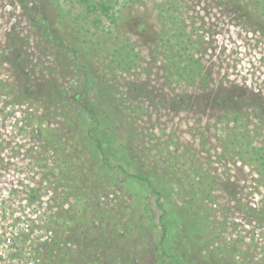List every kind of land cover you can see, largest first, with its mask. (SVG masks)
I'll return each instance as SVG.
<instances>
[{"label":"rangeland","instance_id":"rangeland-1","mask_svg":"<svg viewBox=\"0 0 264 264\" xmlns=\"http://www.w3.org/2000/svg\"><path fill=\"white\" fill-rule=\"evenodd\" d=\"M6 144L76 258L264 264V0H0Z\"/></svg>","mask_w":264,"mask_h":264},{"label":"built area","instance_id":"built-area-1","mask_svg":"<svg viewBox=\"0 0 264 264\" xmlns=\"http://www.w3.org/2000/svg\"><path fill=\"white\" fill-rule=\"evenodd\" d=\"M5 146L0 157V264H44L43 250L56 237L55 184L45 179L48 164L41 150L35 163L28 156L35 153L29 145L16 157L7 156L15 144ZM20 164L35 166L40 180L27 177Z\"/></svg>","mask_w":264,"mask_h":264},{"label":"trees","instance_id":"trees-1","mask_svg":"<svg viewBox=\"0 0 264 264\" xmlns=\"http://www.w3.org/2000/svg\"><path fill=\"white\" fill-rule=\"evenodd\" d=\"M100 8L103 11H107L108 8L105 5H100ZM238 101H236L234 104L237 106L238 105ZM262 163V167L264 168V162ZM134 179H138V180H143V177L140 175H132L130 176ZM148 187L152 190L153 193L157 194L159 197H163L162 193L164 192L163 189L161 190H157L155 189L152 184L150 182L147 181ZM109 218H112L111 215H108ZM68 227L69 229H66V233H68V239L70 240L72 239V242H74L75 240H77V242L79 244L76 243V245L79 247L78 250V258L74 257L75 255V250H71V248H68L69 245H64L65 248H61L62 247V243L59 242L58 240H60V234L57 232L56 233V237L55 239L47 244L43 250L42 256H43V260L44 263L45 261L47 262V264H74L76 262V260L81 261L84 264H89V263H94V264H124V261H120L117 257V259L114 257L116 255L112 254V257H107L106 260H102L101 258H97V254L96 252L102 251L103 248L100 247H104L105 242H106V238L102 237L101 239L95 240L92 239V234H93V230L92 228H90L89 230L87 229L86 234L84 233H79L77 234L76 231L77 229H74L76 226H74V228L71 226L73 225V223L70 222L68 223ZM99 230H98V234L104 233V228L101 224L98 225ZM110 237H113V235H109ZM123 237V236H121ZM75 238V239H74ZM162 240H159V244ZM61 243V244H60ZM75 260V261H74ZM97 261V263H96ZM49 262V263H48ZM129 262V261H128Z\"/></svg>","mask_w":264,"mask_h":264}]
</instances>
